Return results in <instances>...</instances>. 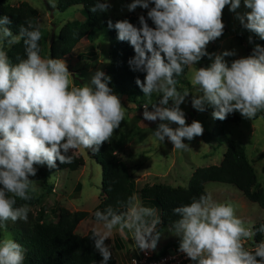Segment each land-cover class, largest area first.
<instances>
[{
  "label": "clouds",
  "instance_id": "clouds-1",
  "mask_svg": "<svg viewBox=\"0 0 264 264\" xmlns=\"http://www.w3.org/2000/svg\"><path fill=\"white\" fill-rule=\"evenodd\" d=\"M242 2L248 11L240 14L237 9ZM49 3L55 8L56 0ZM138 6L147 10V19L138 17L139 26L128 19L115 23L109 19L107 25L116 30L119 41L134 49L128 64L133 72L145 74L143 81L139 77L135 80L148 98L143 118L160 121L152 136L161 145L167 138L174 149L187 150L184 140L203 134L202 123H186L180 107L190 94L194 109L203 112L212 106V114L219 120L236 111L249 119L264 111V46L256 44L250 55L230 63L225 57L236 56L234 50L220 54L207 51V45L223 34L226 6L245 29L264 40V0H131L127 9L132 12ZM110 7L109 0H95L89 10L107 13ZM11 24L8 15L0 16V264H24L25 248L7 231V224L28 221L30 208L18 205L17 198L32 199L36 185L30 177L37 174L36 166L52 169L57 161L71 164L69 153L81 147L98 152L126 113L119 96L109 87L110 76L97 70L90 82L74 86L65 60L41 55L40 25L26 21L19 35H13ZM21 40L24 57L13 63L5 47ZM204 57L211 63L197 68ZM186 68L194 69L191 83L195 94L177 88L176 77ZM153 93L158 94V102H152ZM173 123L177 127H172ZM173 213L178 219L171 230L180 238L179 250L194 264H264V240L251 249L244 243L253 240L257 231L264 233V224L255 229L246 223L232 202L216 201L205 193L175 207ZM95 218L101 227L93 230L90 239L102 257L100 264H109L112 259L106 241L114 230L130 234L141 251L155 250L162 235L157 210L134 198H129L125 211L108 206L97 210Z\"/></svg>",
  "mask_w": 264,
  "mask_h": 264
},
{
  "label": "rangeland",
  "instance_id": "rangeland-1",
  "mask_svg": "<svg viewBox=\"0 0 264 264\" xmlns=\"http://www.w3.org/2000/svg\"><path fill=\"white\" fill-rule=\"evenodd\" d=\"M11 6H19L23 2L29 3L39 13L38 23L42 31L43 49L42 56L50 57L51 43L58 38L64 25L69 22H85L86 18L80 12L81 7L71 8L66 12H59L57 9L58 0L55 8L49 3V0H7ZM111 7L109 14L116 20H123L126 17H139L144 15L147 10L139 6L135 11L129 12L127 4L131 0H109ZM248 11L241 3L237 12L243 14ZM222 22L224 31L221 37L207 45V51L213 54H220L224 51L236 52V56L225 57L229 63L239 57L248 56L252 53L258 43L249 41V37L259 38L255 33L245 29L237 18L236 13L228 10V6L222 12ZM12 45L6 46V52ZM91 46L93 48L91 49ZM110 38L107 31H102L94 35V39L82 40L74 49L71 55L66 56L69 71L72 73L70 79L74 86H82L83 83L90 82L92 75L101 70L106 73L111 64ZM214 58V57H213ZM211 63L208 57L202 58L196 64V67H207ZM194 69L189 68L186 81L178 89L188 88L192 85L191 76ZM195 94V88L190 90ZM152 102H158V94L154 93ZM192 96L185 98V102L180 105L185 112L186 123L191 124L193 120L202 123L204 131L200 136L193 140H184L189 145L187 150H176L173 144L165 140L160 144L153 136L152 131L156 129L159 120L152 122L143 118V106L137 107L135 104L128 103L123 99L121 104L125 108V119L113 133L110 139L112 149L118 157L126 163L131 173L132 186L134 187V200L141 203V191L146 186L155 184L168 185L172 187L188 188L194 172L199 168L220 165L227 153V144L223 136L233 139L240 143L246 149L247 157L253 166L257 178L258 186L255 188L264 191V118L254 117L249 119L241 116L236 111L228 115L224 120H219L213 116V107L207 106L203 112L197 111L191 105ZM172 103L171 101L169 102ZM172 127H177L172 124ZM76 156H82L85 159V166L77 171L68 169L55 170L47 166L37 165V174L30 177L35 181L36 191L31 193L34 204L28 205L30 212L28 221L8 222L7 231L14 237L15 229L29 228L35 225L41 213H48L50 219L56 221L60 209H67L70 212H86L90 217L80 223L77 228V234L86 236L95 228L101 227L97 221L91 218L95 208L103 200V191L101 190L103 182V168L93 157V151L86 148H79L73 151ZM206 191L210 193L216 201H230L236 208V214L246 223L254 227L264 223V209L257 203L248 200L244 194L236 187L223 183H208ZM19 199V198H17ZM157 215L160 217L159 209ZM161 232V238L158 241L155 252L168 250L173 253L179 246L180 238L174 235V232L163 226L158 225ZM16 240V239H15ZM109 240L120 242L121 246H127V251H120L113 244L112 250L119 261V264H131L127 259L139 254L141 250L136 248L135 242L130 234L121 235L119 231L114 230ZM124 240V242L122 241ZM119 243V244H120ZM246 248L255 246L254 238L245 241ZM126 245V246H125ZM119 250V251H118ZM26 255V253H25ZM125 257L127 259H125Z\"/></svg>",
  "mask_w": 264,
  "mask_h": 264
},
{
  "label": "trees",
  "instance_id": "trees-1",
  "mask_svg": "<svg viewBox=\"0 0 264 264\" xmlns=\"http://www.w3.org/2000/svg\"><path fill=\"white\" fill-rule=\"evenodd\" d=\"M95 0H58L57 9L59 12H66L71 8L81 7L80 12L86 18L85 22H69L64 25L60 31L58 38L51 43L50 57L63 59L72 54L76 46L84 39L92 41L96 33L107 31L111 42L109 56L111 64L109 65L106 75L111 77L109 87L117 94L122 102L126 99L128 103L142 107L148 102V98L144 96L142 90L136 85L135 80L139 77L144 80L143 73L133 72L128 64V60L135 53L133 47L128 42H121L117 39L115 29H109L107 21L114 19L109 12L92 13L89 9L93 6ZM152 5H150L151 7ZM8 15L12 20L9 26L13 35H19L20 26H27L26 21L38 24L39 13L29 3L23 2L19 6H11L7 0H0V16ZM147 19V12L144 14ZM131 23L139 26L138 17H126ZM150 26L152 22L148 20ZM253 43L264 46V40L255 37ZM41 54L43 49V39L39 42ZM93 46H91V49ZM9 58L16 62L17 57H24V45L21 40L19 43L13 44L7 52ZM189 68H186L181 76L176 77L180 87L186 81ZM189 91L194 88L193 85H187ZM182 90V89H181ZM191 96V94L189 95ZM154 97V93L151 98ZM154 103V102H153ZM151 110V106H149ZM264 118V111H260L254 117ZM224 142L228 146L227 153L220 165L197 169L190 181L188 188L172 187L168 185L155 184L146 186L141 191V205L148 207H156L160 212L161 224L171 229V226L178 217L173 213V209L182 204H188L193 197H199L201 194L207 193L206 184L223 183L229 184L240 190L244 196L251 202L259 204L264 209V191L255 190L258 186V178L256 172L251 165L245 147L233 139L223 136ZM71 164H61L57 161L55 170L68 169L77 171L85 166V159L80 155L76 156L73 152ZM93 157L103 168V182L101 190L103 191V200L95 208L91 218L95 221V212L103 211L108 206H112L118 211H125V205L129 198H134L135 190L132 186L130 169L124 161L112 149L109 141L104 142L98 152H93ZM18 205L34 204V200L23 201L17 199ZM90 215L86 212H70L67 209H60L57 214V220L50 219L48 213H41L35 225L29 228L15 229L13 232L15 239L25 248L24 264H100L102 257L94 249L93 241L90 239L92 232L86 236L77 234V228L80 223L88 219ZM256 225L254 228L259 229ZM264 240V233L257 231L254 237L255 243ZM111 247L113 244L120 251L124 248L121 243L108 239L106 241ZM120 243V244H119ZM118 250V251H119ZM176 251H179V246ZM168 250H163L159 254L164 255ZM109 264H118L117 257L112 250V259ZM190 264H194L191 261Z\"/></svg>",
  "mask_w": 264,
  "mask_h": 264
},
{
  "label": "built area",
  "instance_id": "built-area-1",
  "mask_svg": "<svg viewBox=\"0 0 264 264\" xmlns=\"http://www.w3.org/2000/svg\"><path fill=\"white\" fill-rule=\"evenodd\" d=\"M153 250L141 251L131 257L130 263L133 264V260L136 264H190L191 259L186 256L185 253L174 251L173 253H166L164 255L159 254Z\"/></svg>",
  "mask_w": 264,
  "mask_h": 264
},
{
  "label": "crops",
  "instance_id": "crops-1",
  "mask_svg": "<svg viewBox=\"0 0 264 264\" xmlns=\"http://www.w3.org/2000/svg\"><path fill=\"white\" fill-rule=\"evenodd\" d=\"M123 242H124V240H122ZM123 245H124V243H123ZM126 246V245H125ZM121 251H124V252H126L127 251V246L126 247H124ZM130 258H131V255H130ZM130 258L129 259H127L126 257H125V259H127V262H128V260H130ZM118 261V260H117ZM118 264H119V261H118Z\"/></svg>",
  "mask_w": 264,
  "mask_h": 264
}]
</instances>
